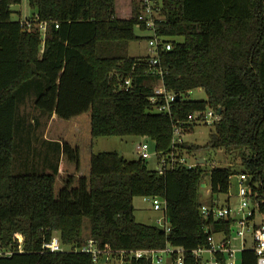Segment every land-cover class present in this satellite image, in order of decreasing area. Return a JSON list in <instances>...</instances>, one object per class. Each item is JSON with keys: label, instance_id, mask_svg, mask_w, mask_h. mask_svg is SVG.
Wrapping results in <instances>:
<instances>
[{"label": "trees", "instance_id": "obj_1", "mask_svg": "<svg viewBox=\"0 0 264 264\" xmlns=\"http://www.w3.org/2000/svg\"><path fill=\"white\" fill-rule=\"evenodd\" d=\"M22 1L0 0V247L16 250L0 256V264H95L80 250L88 239L104 250L183 247L187 263L195 264L190 252L208 247L210 235H232L234 218L201 214L203 204L231 206L219 195L230 193L238 174L232 168L211 169L205 203V166L176 164L160 174L148 159L101 152L92 154L89 176L69 175L56 196L60 167L49 152L44 163L52 172L29 169L32 125L20 108L30 98L44 116L70 120L90 113L93 138H146L159 159L174 149L176 125L191 133L203 123L189 115L221 110L206 145L184 141L175 147L177 157L237 151L260 204L257 215L264 217V0H153L160 9L156 33L172 43L160 54L164 85L178 95L171 114L156 111L150 101L161 80L147 71L150 56L129 55L130 43L141 39L136 29L147 30L140 0H132L127 19L117 16L116 0H28L36 10L28 24L12 18V6ZM127 78L132 87L124 90ZM198 89L206 100L184 97ZM45 143L80 170L79 147ZM16 161L24 173H14ZM136 197L164 199L170 230L138 222ZM56 232L71 249L44 252ZM20 236L23 252L17 251ZM239 264H257V255L244 250Z\"/></svg>", "mask_w": 264, "mask_h": 264}, {"label": "built area", "instance_id": "obj_2", "mask_svg": "<svg viewBox=\"0 0 264 264\" xmlns=\"http://www.w3.org/2000/svg\"><path fill=\"white\" fill-rule=\"evenodd\" d=\"M140 2L141 14L139 18L147 30L152 33L148 40L149 53L147 55L150 58L147 71L149 74L159 76L161 79L160 85L155 89L150 101L155 104L156 111L171 114L173 103L177 100L178 95L170 92L164 85L163 77L166 72L161 65L160 54L163 50H171L172 43L166 42L164 37H160L156 33V20L160 19V9L156 8V3L153 0H140ZM24 22L29 23L28 20ZM131 87V78L125 79L121 84V88L124 90H129ZM220 116V111L207 109L202 114L189 115L188 119L189 121L196 120L206 125H214L220 120ZM184 135L183 125L178 124L174 128L172 139L174 149L169 155H163L159 159L158 152L152 149L149 142L140 143L137 148L138 155L142 159L158 157L155 169L160 174L173 168L176 164H182L188 168L204 166L207 161L205 156L197 157L195 164H188L185 157H177L178 153L175 147L185 141ZM201 159H205V162L200 163ZM238 184L240 204L237 208L202 205L201 214L204 218L209 219L211 216L216 219L232 217L234 222L230 237L225 232L212 234L208 238L210 243L208 247H200L190 252L195 259V264H239L241 253L248 249L253 250L257 255V264H264V221L256 220L260 204L258 201L253 200L255 195L251 186V178L247 173L241 172L239 174ZM151 198L154 201V209L165 210L166 201L164 199L160 197ZM254 215H257L256 218H252ZM158 222L163 228H167V231L170 230L166 217L159 219ZM216 235H220L221 238L217 239ZM248 237L251 238V245H248ZM18 241L17 251L23 252V237L20 236ZM236 242H239V246L235 245ZM80 250L92 254L95 264H133L134 259H147L151 264H188L186 261L188 250L183 247L166 246L161 249L104 250L96 246L95 240L88 239ZM43 251L53 253L64 251L59 236L54 235L50 241H46L43 244ZM15 252L16 250L12 248L0 247V256H12ZM220 254H223V257Z\"/></svg>", "mask_w": 264, "mask_h": 264}, {"label": "rangeland", "instance_id": "obj_3", "mask_svg": "<svg viewBox=\"0 0 264 264\" xmlns=\"http://www.w3.org/2000/svg\"><path fill=\"white\" fill-rule=\"evenodd\" d=\"M132 9V0H116V11L119 18H130ZM12 10V18L14 20L21 19L26 21L36 13V10L30 6L28 0H23L21 4L13 5ZM136 34L140 36L141 39L130 43L129 55L130 57L146 56L149 53L148 40L152 33L148 30L142 31L140 29H136ZM178 40H182V38H178ZM184 97L191 100H206L207 95L204 90L198 89L190 92L189 95H184ZM20 113L24 116L27 122L32 125L30 132V137H32L30 145V155L32 157L30 159L29 166L30 172L35 171L34 169H37V171L40 172H52L49 170V166H45L46 164L44 163V155L47 152L50 154V161L59 164V173L56 176L55 183L56 196L64 186V183L69 175L73 174L75 176H89L90 158L92 154L101 152H119L127 160H136L139 158L137 148L140 143L149 142L146 138L140 136H112L93 138L91 136L90 113H85L70 120L60 119L56 115L51 117L44 116L39 110L35 108L34 100L32 98L28 99L24 104L21 105ZM213 130V125L200 124L195 128L194 132L185 134L184 140L187 143L205 146L209 141L210 134ZM46 141H59L61 144L68 143L73 147H79L81 159L80 170H77L76 166L69 162L68 157L65 156L62 151L60 154L57 151L56 146H52L51 148L45 143ZM38 152L41 153L39 157L37 156ZM201 156H205L207 159L206 164L204 165V168L207 172L204 182L206 183L207 187H202V202L208 203L210 200L211 169L215 167L232 168L233 170L237 171L238 174L233 175L231 178L232 186L230 193L228 195L220 194L219 199L222 201V203H226L229 200L231 208H237L240 204V197L238 194V178L242 171L238 152H228L225 149L199 152L197 156L191 155L190 157H187L188 164H195L197 162V157ZM148 161L150 168L156 167L157 161L155 157L149 158ZM16 162L14 166V173H24L25 170H18L17 167L19 166V161L17 164ZM44 168L46 170H43ZM160 203L163 205L162 202ZM153 205L154 201L152 198L136 197L134 199L136 220L140 223L162 227V225H160L158 222V219L165 218V213L163 210L154 209ZM256 220L260 222L264 221V217L258 215ZM55 235L59 236V233L56 232ZM217 238H220V236H217ZM248 245H251V238L249 237ZM62 246L64 250L71 249V246Z\"/></svg>", "mask_w": 264, "mask_h": 264}, {"label": "water", "instance_id": "obj_4", "mask_svg": "<svg viewBox=\"0 0 264 264\" xmlns=\"http://www.w3.org/2000/svg\"><path fill=\"white\" fill-rule=\"evenodd\" d=\"M220 113H221V110H220ZM204 162H205V159H201L200 160V163H204ZM202 187H206V183L205 182H203Z\"/></svg>", "mask_w": 264, "mask_h": 264}, {"label": "crops", "instance_id": "obj_5", "mask_svg": "<svg viewBox=\"0 0 264 264\" xmlns=\"http://www.w3.org/2000/svg\"><path fill=\"white\" fill-rule=\"evenodd\" d=\"M206 187H207V186H206ZM159 219H160V218H159ZM159 219H158V220H159ZM217 236H220V235H216V238H217ZM220 238H221V236H220ZM220 238H217V239H220ZM235 245H236V246H239V242H238V243L236 242Z\"/></svg>", "mask_w": 264, "mask_h": 264}]
</instances>
